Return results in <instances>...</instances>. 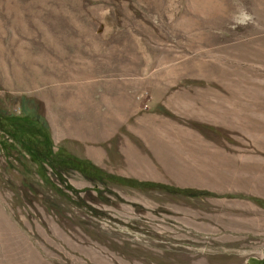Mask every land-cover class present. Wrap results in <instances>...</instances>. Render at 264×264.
<instances>
[{
    "label": "rangeland",
    "instance_id": "rangeland-1",
    "mask_svg": "<svg viewBox=\"0 0 264 264\" xmlns=\"http://www.w3.org/2000/svg\"><path fill=\"white\" fill-rule=\"evenodd\" d=\"M0 264H264V0H0Z\"/></svg>",
    "mask_w": 264,
    "mask_h": 264
},
{
    "label": "trees",
    "instance_id": "trees-1",
    "mask_svg": "<svg viewBox=\"0 0 264 264\" xmlns=\"http://www.w3.org/2000/svg\"><path fill=\"white\" fill-rule=\"evenodd\" d=\"M37 146L41 147L43 149V157H40V160L42 162H47L53 169L57 170L58 176L63 179V172H66L68 169H77L83 173H85L88 169H92L95 171L96 175H100L101 177H112L107 173H104L101 169L93 166L88 161L81 159L79 157L71 156L69 154H66L65 151L60 148L58 151H54L51 139L47 131L43 132V138L37 140ZM60 168V169H58ZM117 179V177H116ZM120 179V178H118ZM127 184H130L132 186H161V187H167L164 185H159L154 182H146V181H139L135 179L127 180V182H124Z\"/></svg>",
    "mask_w": 264,
    "mask_h": 264
}]
</instances>
